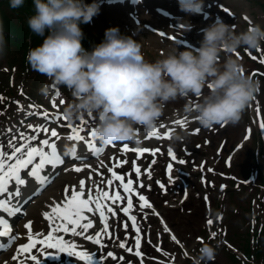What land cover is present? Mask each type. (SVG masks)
Segmentation results:
<instances>
[{
	"label": "clouds",
	"instance_id": "1",
	"mask_svg": "<svg viewBox=\"0 0 264 264\" xmlns=\"http://www.w3.org/2000/svg\"><path fill=\"white\" fill-rule=\"evenodd\" d=\"M33 3L35 13L29 17L28 27L43 40L29 49L28 64L54 85L70 91L72 100L64 106L63 117L69 123L93 117V138L100 144L137 142L138 129H155L166 105L177 99L187 101L184 111H194L195 121L204 129L238 124L260 89V82L245 75L240 58L233 55L241 48L261 47L264 30L258 24L237 31L218 17L202 30L198 48H176L152 62L144 58L140 43L122 35L118 27L106 29L103 41L91 51L83 47L80 25L91 23L99 14L97 0L90 4L85 0ZM23 4L24 0H9L11 8ZM178 6L191 16L203 9L204 0H178ZM6 49L0 21V58ZM48 92V85L41 87L40 94L47 96ZM184 138L179 133L172 134L175 141ZM75 147L66 142L64 154L71 157ZM215 256L216 248L203 244L193 264H209Z\"/></svg>",
	"mask_w": 264,
	"mask_h": 264
},
{
	"label": "snow or ice",
	"instance_id": "2",
	"mask_svg": "<svg viewBox=\"0 0 264 264\" xmlns=\"http://www.w3.org/2000/svg\"><path fill=\"white\" fill-rule=\"evenodd\" d=\"M134 3L138 0H133ZM247 20L248 18L245 17ZM164 36L165 33H160ZM175 39V37H170ZM259 50V49H258ZM256 59V57H253ZM264 63V59L261 60ZM55 87V86H54ZM59 91L56 92V96H59ZM0 100H3V97L0 96ZM53 107H57L55 100L52 101ZM259 111V109H257ZM42 115L45 118L49 117V113L44 112ZM52 119L60 120L61 117L59 114L52 116ZM63 120L66 119L63 117ZM87 123L85 118L81 119V127H73L72 124H68L67 127L71 129L72 134L67 138L69 140L84 142L87 144L88 149L94 155H99L103 151V148L98 147L95 144V139L93 138V129L92 127L88 133L91 139L85 138L84 135H81L84 128L83 125ZM179 123H183L180 121ZM32 129V133L25 135L24 133L19 134V143L16 142L15 138L9 139L7 143V148L5 145L0 143V212L7 213L9 217H14L18 213L23 214L22 207L19 206V203H13L14 200L21 196V186H24L27 181L22 175L26 172L27 177L32 178L35 183L38 185H46L49 182V178L46 175V172L49 170H55L58 166L64 164V160L60 156L57 150V144L55 140L59 139L58 132L56 129H49L43 126L33 127L32 125L28 126ZM163 127V125H161ZM260 127L264 128V121H261ZM11 131V129H9ZM198 131V130H197ZM44 133H47L49 138L38 139V137ZM170 132L165 134V138L170 136ZM149 137L157 136L159 137V132L157 127L151 130L148 133ZM34 142L35 145H34ZM108 146H114L113 144ZM129 150V146L124 144L121 148V151ZM131 151L142 156L143 153L148 152V149L143 148H133ZM158 150L152 151L151 154L155 156ZM168 155L172 160H176L177 157L171 148L168 150ZM73 158L79 159L80 157L75 150L72 154ZM127 163V161L117 162L116 168H120L122 164ZM133 172L138 178L141 175V168L136 166V161L133 162ZM152 165L156 163L155 160L151 161ZM179 163H185L184 160H179ZM173 165L170 163L168 165V173L171 177ZM72 170L77 173L81 172L83 169L81 167H74ZM112 174V179L108 180V184L112 185L113 181H118L120 187L123 189L124 193H127V197L121 195L120 191H115V194H110L108 191H101L99 188L96 189L95 195L93 194L92 189H88L87 198L85 197V180H79L78 187L75 185L69 186L65 185L63 190V199L60 202H54L49 206L50 211L45 212L43 215L48 220L49 231L47 234L36 232L33 234L31 222L25 225V228L28 229V243L20 245L17 249V255L13 256V260H18L21 255H26L32 264H42V259L37 255L33 254L35 251L41 252L45 257L49 256H58L60 253H67L69 256H74L78 258L79 261H83L84 264H105V261L108 258H111L112 261L117 259L123 261V257H117L113 252H108L105 257H98L95 253H89L87 251H78V245L74 242H71L66 239L65 234H72L73 236H85L89 229L93 228V221L89 219L86 213H99V218L103 223L102 231L96 232L95 236L87 235L86 239L94 242L96 245H99L101 248L105 247L106 244L102 242V235L108 233L109 222L107 220V214H115L112 207L102 206L101 201H111L113 205L117 202L123 201L126 199V207H122L124 214L132 221L131 225L125 224L124 227L127 229L129 227L135 229L136 239H135V255L141 256L140 244L141 239L139 233L142 229L136 224L137 217L135 215H130L131 210L133 209V193L138 196L139 201L141 202L140 207L151 208L152 205L149 200L142 194L136 191L133 187V179L128 178L126 180L125 176L118 175L116 171H113L112 168L108 169ZM148 178L151 179V168L144 170ZM211 171V170H210ZM161 188H164V184L160 181H157ZM140 187H144L140 183ZM224 187L223 185L221 186ZM207 199V197H205ZM95 205V207H93ZM207 223L211 225L213 221L211 219L207 220ZM165 231H168L165 228ZM215 236V233H212ZM7 238V243H0V249H3L7 246H10L13 241L18 237L13 234L12 226L8 219L4 215L0 214V238ZM111 238V237H109ZM173 240H176L175 236H172ZM179 243V241H176ZM127 240L119 242V247L121 249H126L128 252H132L133 248L127 246ZM46 249H54L55 252H48ZM159 250V249H158ZM20 264H24V261H20Z\"/></svg>",
	"mask_w": 264,
	"mask_h": 264
},
{
	"label": "rangeland",
	"instance_id": "3",
	"mask_svg": "<svg viewBox=\"0 0 264 264\" xmlns=\"http://www.w3.org/2000/svg\"><path fill=\"white\" fill-rule=\"evenodd\" d=\"M33 2V0H24L25 4L31 3ZM231 5L234 7L235 10L239 11L241 10V17L243 19H245V17L249 18V15H253L252 17L256 20L252 22V24H258L261 26V28L264 29V19L261 17V15H264V0H231L230 1ZM163 4V3H162ZM163 6L165 7V5L163 4ZM7 7V6H6ZM4 7V12L7 11V8ZM148 8L145 6V9ZM166 8V7H165ZM263 10V11H262ZM8 12V11H7ZM10 13V12H8ZM124 13L126 15H124ZM124 13L122 12L121 14L123 15V17L125 18L126 21H130L131 22V29L134 32V39L138 41V43H140L141 45V49L142 50H147L148 53H153L156 52V50L161 51L163 54L168 53V49H161L164 48L161 46V43L158 39H153L150 36L149 33V29L147 28V25H151L153 23L152 19L149 17V20L145 21L142 20V18H136V17H132V19H129L127 16V13L124 11ZM103 15L107 21H109L112 25L116 26L119 28V25L115 22H111V17L108 14H101ZM13 19H17L16 17H14V14H11ZM32 15H27L23 20L25 25L28 27V19L29 17ZM100 17L99 15H96V18ZM122 17V18H123ZM110 18V19H108ZM122 18L119 19L120 21H122ZM157 20V19H156ZM155 20V22H156ZM121 24V22H119ZM84 26V27H82ZM173 26V25H172ZM82 31L87 34L85 37V40L90 42V41H94L95 45L101 43L104 39V34H105V26L104 23H102V20L99 19V26H97V29H92V28H88L85 24H81L80 25ZM174 29H177L176 27L173 26ZM194 32H197V30H195ZM126 36V35H125ZM129 36V35H128ZM203 39V32L200 34L198 42L200 44V41ZM187 42H190L191 40H186ZM94 45V46H95ZM146 47V48H145ZM16 52L15 48H11L9 47L8 52L6 54V56L2 59V60H11V62H14V65H16V61L12 60V56L13 54ZM1 61V60H0ZM1 64V69L3 71H5V69L7 68V66H9V63H6L5 61H3ZM247 64H252V63H247ZM17 71V73L15 74V71ZM12 71L14 73V80H23V72L20 70V67H13ZM6 72V71H5ZM2 76H6V74L2 73ZM3 81H4V77H2ZM16 81H14L15 83ZM3 83V82H2ZM2 83L0 84V87H2ZM26 85L29 86V82L25 80ZM9 88V87H8ZM7 88V89H8ZM263 106H264V81H263ZM235 129V127H232ZM231 128H228V131H230ZM241 133V130H238V135L235 137V139H237L239 137ZM235 139H233V141H235ZM260 149V153L259 155L254 154L253 157L251 156V152L253 150H255V148L257 147L258 149ZM252 149V150H251ZM256 149V152H257ZM248 150H251L250 152ZM264 140H262L261 138H259V141L257 140V142L254 144L251 143L249 144V146H247V148L243 151L242 155L238 158L237 160V164L242 163V161H247V166L246 169H248L249 165L254 164V166H257L258 169L263 172V170L261 169V167L258 165L259 162H263L264 161ZM262 168L263 165H261ZM264 173V172H263ZM242 194V193H241ZM240 194V195H241ZM248 198L249 196H242V198L240 199V203L238 204L240 207H243L244 209H246L248 207ZM263 201V198H262ZM264 202V201H263ZM48 201H46L43 205H42V209L44 210H49V206L47 205ZM263 209H264V205H263ZM260 217L264 216V212L263 211H259ZM169 216L171 217V219L173 220L175 226L178 229H182V225H185V222L183 220L178 219L179 216L176 215V218H172V216L169 214ZM33 218L35 217L34 215L32 216ZM234 227L232 228L230 234H231V241L236 244L242 251L245 252V248L246 247V242L248 241V239H250V231H249V227L247 225V216H239L238 218L234 219ZM233 222V223H234ZM173 224V226H174ZM74 241H78V239L74 240ZM250 245H251V241H250ZM260 256V254H259ZM262 256V255H261ZM238 260V263L240 261H242V258H238V257H234ZM236 261H231L229 263H224V264H238ZM240 264V263H239Z\"/></svg>",
	"mask_w": 264,
	"mask_h": 264
},
{
	"label": "trees",
	"instance_id": "4",
	"mask_svg": "<svg viewBox=\"0 0 264 264\" xmlns=\"http://www.w3.org/2000/svg\"><path fill=\"white\" fill-rule=\"evenodd\" d=\"M1 5L9 6V0H1L0 6ZM9 8L14 12V15L18 17L20 23H17V21L15 22L13 18H11V16H9L7 13H4V10L1 7H0V21H2L3 25L11 29L13 33V37L11 38L10 41L15 43L16 45L20 44L21 46H24L23 42L27 33L22 22L27 15H31L35 13L34 3L33 2L28 4L24 3L23 6L20 8H11L10 6ZM7 39H10V37H7ZM41 39H43V37L37 36L36 39L34 40V43H37Z\"/></svg>",
	"mask_w": 264,
	"mask_h": 264
},
{
	"label": "bare ground",
	"instance_id": "5",
	"mask_svg": "<svg viewBox=\"0 0 264 264\" xmlns=\"http://www.w3.org/2000/svg\"><path fill=\"white\" fill-rule=\"evenodd\" d=\"M158 1H154L153 2V6H158ZM103 5L100 4V8H102ZM121 13V9L119 8H112V10L110 11V15L112 16V18L117 19L119 14ZM160 33H165L164 36L160 35ZM172 33L171 30L166 28V27H162L160 29H157L153 32V34H150L151 38H156L160 40V43L162 45H166L169 41H170V37H171ZM29 184L34 183V180L32 178H29V181H27ZM48 194H45L44 196L46 197ZM33 209H35V207H33Z\"/></svg>",
	"mask_w": 264,
	"mask_h": 264
}]
</instances>
